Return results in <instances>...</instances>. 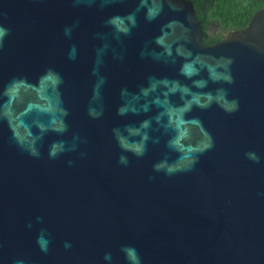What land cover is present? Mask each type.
I'll list each match as a JSON object with an SVG mask.
<instances>
[{
	"label": "water",
	"instance_id": "1",
	"mask_svg": "<svg viewBox=\"0 0 264 264\" xmlns=\"http://www.w3.org/2000/svg\"><path fill=\"white\" fill-rule=\"evenodd\" d=\"M203 36L189 0H0V264H264V7Z\"/></svg>",
	"mask_w": 264,
	"mask_h": 264
},
{
	"label": "trees",
	"instance_id": "2",
	"mask_svg": "<svg viewBox=\"0 0 264 264\" xmlns=\"http://www.w3.org/2000/svg\"><path fill=\"white\" fill-rule=\"evenodd\" d=\"M200 22L202 42L210 45L227 32L245 27L252 14L264 7V0H189Z\"/></svg>",
	"mask_w": 264,
	"mask_h": 264
}]
</instances>
